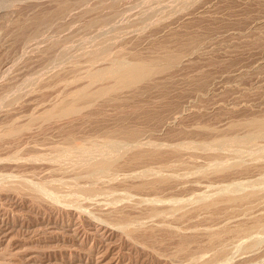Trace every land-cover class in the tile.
I'll use <instances>...</instances> for the list:
<instances>
[{
	"label": "rangeland",
	"instance_id": "obj_1",
	"mask_svg": "<svg viewBox=\"0 0 264 264\" xmlns=\"http://www.w3.org/2000/svg\"><path fill=\"white\" fill-rule=\"evenodd\" d=\"M59 1L67 10L36 31ZM96 16L109 18L87 27ZM97 40L127 63L177 58L114 100L44 118L100 85L82 58ZM253 116L264 0H0V264H264V137L247 142L242 126ZM137 148L157 154L131 160Z\"/></svg>",
	"mask_w": 264,
	"mask_h": 264
},
{
	"label": "bare ground",
	"instance_id": "obj_2",
	"mask_svg": "<svg viewBox=\"0 0 264 264\" xmlns=\"http://www.w3.org/2000/svg\"><path fill=\"white\" fill-rule=\"evenodd\" d=\"M180 1V0H179ZM106 2V1H105ZM108 3V2H106ZM112 3V2H111ZM143 3V2H142ZM171 3V2H170ZM110 4V3H109ZM141 5V4H140ZM103 6V5H102ZM115 6V5H114ZM67 5L64 1H59V3H57V6L55 7L54 11L51 12V13H46L47 11H44L45 14L41 13L38 15H36L37 17L34 20V29L36 31H38L40 28H42L45 24H47L51 19L52 17H56L60 14H62L64 11L67 10ZM97 7V6H96ZM109 7V6H108ZM111 7V6H110ZM109 7V8H110ZM92 8V7H91ZM90 8V9H91ZM117 9V8H116ZM112 10V9H111ZM150 10V9H149ZM50 11V10H49ZM43 12V11H42ZM119 12V11H118ZM145 12V10H144ZM147 12V11H146ZM110 15L112 17L115 16L114 14L116 13L114 10L113 12H109ZM130 13V12H129ZM120 15V14H119ZM125 15V14H124ZM108 17L104 16H100V18H93L92 21H90L89 23H87V27L88 26H91L93 25L95 22L97 23H100V24H105L107 21H108ZM141 16V15H140ZM143 17V16H142ZM114 18V17H113ZM146 18V17H145ZM122 19V18H121ZM119 19V20H121ZM127 19V18H126ZM125 19V20H126ZM131 19V18H130ZM141 19V18H140ZM115 20H113L114 22ZM142 21V20H141ZM111 22V21H110ZM32 24H33V21H32ZM127 24V23H126ZM110 25V23H109ZM98 26V25H97ZM120 26V25H119ZM102 27V26H101ZM97 28V27H96ZM98 28H100L98 26ZM117 30V29H116ZM115 30V32H116ZM120 29L117 30V32L119 31ZM123 30V29H122ZM121 30V31H122ZM120 31V32H121ZM40 32V31H38ZM35 33V32H34ZM33 33V34H34ZM37 34V33H36ZM117 34V33H116ZM115 34V35H116ZM35 35V34H34ZM118 35V34H117ZM114 37V35H112ZM110 37V36H109ZM112 39V37H110ZM107 39V38H105ZM110 41V40H109ZM108 43V42H107ZM109 44V43H108ZM93 48H91L88 52H86L84 54V60L86 61V63L89 65V70H87V78H88V81L89 82H98L99 81H102L100 83V85L97 87L95 86L96 88L92 91H85V90H82V89H78V90H75L74 92H72L71 96L69 97V99H66L62 101H60L57 105H55V107H53L51 110L47 111L46 113L43 114V117L44 118H51V117H54V116H64V115H70V114H75L77 113L79 110H81L80 108L82 107V105L85 103V102H89V101H93L95 98H107V99H112L114 100L115 97H116V93L119 92V91H123V90H127V89H131V88H134L136 87L137 85H141V83H144L146 81H148L151 76L160 69V65H157V62L159 60H161V62H163L164 64L166 63H171V62H174L177 58V54L175 53H171V52H167L165 54H163L162 56H158L156 58H153L152 59H149V58H145V57H140V56H135L133 59L131 58V61L130 62H126V61H120V59L118 58H111L110 55H109V48L107 46V44L104 42V40H97L94 44ZM75 49V48H74ZM84 50V49H83ZM83 50L81 52H83ZM85 51V50H84ZM84 53V52H83ZM121 53V52H120ZM83 55V54H81ZM116 55V54H115ZM114 56V55H113ZM122 56V55H121ZM81 57V56H80ZM123 58V57H122ZM113 59V60H112ZM104 60H110L111 63L113 65L111 66H108L107 69H99V70H91V65L92 64H95L96 62H101V61H104ZM130 60V59H129ZM54 62V61H53ZM162 63V64H163ZM102 64V63H101ZM106 64V63H105ZM110 64V63H109ZM160 64V63H159ZM99 66V65H98ZM103 66V65H102ZM105 66V65H104ZM96 67V66H95ZM100 67V66H99ZM106 67V66H105ZM162 68V67H161ZM54 69V68H53ZM41 72V71H40ZM84 73V72H83ZM87 82V81H86ZM85 82V83H86ZM96 82V84H97ZM81 83V82H80ZM93 84V83H92ZM24 86V85H23ZM86 86V85H85ZM84 87V86H83ZM15 88V87H14ZM90 89V88H89ZM93 89V88H92ZM19 90V89H18ZM91 90V89H90ZM103 98V99H104ZM7 99V98H6ZM105 100V99H104ZM107 105V104H106ZM114 105V104H113ZM251 118V117H250ZM249 120L247 119L246 122H244L242 124L243 127L246 128L247 132H248V138H249V134L251 135H256V136H260V137H264V116L262 117H254L251 118ZM44 120V119H43ZM15 129V127H14ZM10 131V130H9ZM70 131V130H69ZM65 132V131H64ZM118 134H122L124 135L126 138H134L135 135H136V132L135 131H132V130H126V129H119L116 131ZM115 133V134H117ZM250 135V136H251ZM244 136V135H243ZM255 136V137H256ZM116 137V136H115ZM259 137V138H260ZM258 138V137H256ZM255 138V139H256ZM68 139V138H67ZM221 141H223L222 139H224L223 137L220 138ZM220 139H216L215 141H219ZM227 139V138H226ZM228 140V139H227ZM233 140V139H232ZM243 139H241L240 141V144H241V141ZM246 140L247 142H250L251 141H248L250 140L247 139L246 137ZM245 140V141H246ZM111 141V140H110ZM113 141V140H112ZM220 141V142H221ZM226 141V140H224ZM223 141V143H224ZM256 141V140H255ZM183 142V141H182ZM236 142V141H235ZM254 142V141H253ZM252 142V143H253ZM222 143V142H221ZM237 143V142H236ZM220 144V143H219ZM244 144V143H243ZM246 144V143H245ZM103 146V145H102ZM109 146V145H107ZM106 146V147H107ZM96 147V146H95ZM65 150H67L69 147H64ZM63 148V149H64ZM77 148V147H75ZM79 148V146H78ZM83 148V147H82ZM76 149V150H79V155H84L86 152L88 151H85V153H80L81 149ZM97 148V147H96ZM99 148V147H98ZM97 148V149H98ZM70 149H72L70 147ZM84 149V148H83ZM95 149V148H94ZM109 149V148H108ZM138 149V148H137ZM167 149V148H166ZM61 150V149H60ZM93 150V149H91ZM99 150V149H98ZM97 150V151H98ZM58 151V150H57ZM69 152V150H67ZM71 151V150H70ZM83 151V150H82ZM83 151V152H84ZM134 151V150H133ZM61 152V151H60ZM173 152V151H172ZM171 152V153H172ZM59 153V152H58ZM64 153V151H63ZM62 153V155H64ZM70 153V152H69ZM72 153V152H71ZM70 153V154H71ZM75 153V151L73 152ZM72 153V154H73ZM78 153V151L76 152ZM94 153V152H93ZM100 153V152H99ZM156 153V152H155ZM154 152H148L146 150H142V149H138L134 152H132V155H131V160H137V159H141V158H144L147 157V156H153V155H156ZM170 153V154H171ZM175 153V152H174ZM71 154V155H72ZM89 154V153H88ZM67 155V153H66ZM65 155V156H66ZM75 155V154H74ZM87 154H85L86 156ZM70 156V155H69ZM95 156V155H94ZM86 160L88 159V157L86 156L85 158ZM84 159V160H85ZM80 160V159H79ZM82 160V159H81ZM61 161V160H60ZM83 161V160H82ZM88 161V160H87ZM85 162V161H84ZM83 162V163H84ZM89 162V161H88ZM115 162V161H114ZM82 163V162H81ZM102 165H105L107 166L109 164V161H106V160H103L101 162ZM109 166V165H108ZM157 184V183H156ZM230 195V194H229ZM234 194L232 196H229V200H233L234 202L235 201H241L243 196H238V195H235V197H233ZM237 196V197H236ZM249 196V195H248ZM228 197V196H227ZM245 198V197H244ZM243 198V199H244ZM212 201V200H211ZM159 211V210H158ZM122 221V220H121ZM120 221V222H121ZM225 228V227H224ZM235 232V231H234Z\"/></svg>",
	"mask_w": 264,
	"mask_h": 264
}]
</instances>
